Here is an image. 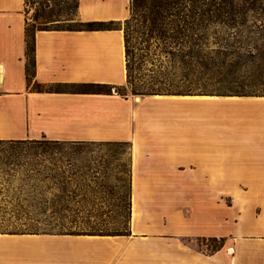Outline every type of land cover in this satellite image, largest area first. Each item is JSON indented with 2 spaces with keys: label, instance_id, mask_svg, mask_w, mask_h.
<instances>
[{
  "label": "crops",
  "instance_id": "0c3cea01",
  "mask_svg": "<svg viewBox=\"0 0 264 264\" xmlns=\"http://www.w3.org/2000/svg\"><path fill=\"white\" fill-rule=\"evenodd\" d=\"M129 14L130 0H78L83 21ZM29 19L27 0H0V145L129 144L130 228L0 231V264H264V94H123L122 25L36 28L29 78ZM90 82L114 91L73 89Z\"/></svg>",
  "mask_w": 264,
  "mask_h": 264
},
{
  "label": "rangeland",
  "instance_id": "374dc122",
  "mask_svg": "<svg viewBox=\"0 0 264 264\" xmlns=\"http://www.w3.org/2000/svg\"><path fill=\"white\" fill-rule=\"evenodd\" d=\"M251 1L237 0L247 9L244 23L212 25L204 35L202 27L187 29L189 36L176 38L150 34L137 14L129 27L132 82L121 91L136 98L149 93L264 94V3L257 7L259 15ZM27 12L31 29L33 22L37 27H76L80 21L78 0H27ZM132 16L130 0L127 18ZM127 18L121 21L124 28ZM180 44L191 45L195 54L182 60L170 51ZM31 227L53 231L71 227L80 233L128 231L129 144L0 145V231ZM225 240L201 238L200 244L211 250Z\"/></svg>",
  "mask_w": 264,
  "mask_h": 264
},
{
  "label": "trees",
  "instance_id": "16d2710c",
  "mask_svg": "<svg viewBox=\"0 0 264 264\" xmlns=\"http://www.w3.org/2000/svg\"><path fill=\"white\" fill-rule=\"evenodd\" d=\"M264 0H252L251 7L253 9H258L257 13L261 14V11L257 7H261ZM246 7L239 5L237 0H133V16L132 18H127V27L125 30V41L127 48V69L128 78L127 82H132V67L131 54L133 48L131 46L130 38V23L133 19L137 18L136 15H141L142 25L146 26L148 33H157L160 36L173 37L176 38L180 35L189 36L187 29L193 30L197 27H202L204 34H207L209 26H217V24L230 23L236 26L237 22L239 24L246 21ZM138 19V18H137ZM175 20V21H174ZM181 22V23H180ZM30 24V23H29ZM27 25V58H28V76L31 77L32 69L34 66L35 56V35L34 31L36 28H53L48 26L37 27L36 23H32V28ZM173 25L175 28L172 31L170 26ZM121 22L118 20H80L76 27H54V28H69V29H98V28H114L120 27ZM144 30V32H146ZM192 32L191 35H193ZM183 46L180 44L175 50H170L172 53L179 54L182 60H185L187 55H194L195 51L191 45ZM124 85L118 86L119 92L125 94L121 91ZM114 85L109 83H80L76 88L80 91L89 92H112ZM44 89V88H41ZM53 89V88H47ZM52 143H60L59 141H54ZM65 190V188H63ZM54 196L60 198L61 194L58 192L54 193ZM55 202V197L53 198ZM12 232H59V233H80L69 227L67 230L59 229L53 231L52 228L49 229H39L38 227H31L29 229L11 230ZM83 233V232H81ZM123 232H95L90 234H119ZM218 245L217 247L221 246Z\"/></svg>",
  "mask_w": 264,
  "mask_h": 264
},
{
  "label": "bare ground",
  "instance_id": "6f19581e",
  "mask_svg": "<svg viewBox=\"0 0 264 264\" xmlns=\"http://www.w3.org/2000/svg\"><path fill=\"white\" fill-rule=\"evenodd\" d=\"M138 99H140V96H137Z\"/></svg>",
  "mask_w": 264,
  "mask_h": 264
}]
</instances>
